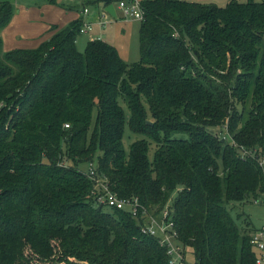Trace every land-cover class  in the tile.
Masks as SVG:
<instances>
[{
	"label": "trees",
	"instance_id": "16d2710c",
	"mask_svg": "<svg viewBox=\"0 0 264 264\" xmlns=\"http://www.w3.org/2000/svg\"><path fill=\"white\" fill-rule=\"evenodd\" d=\"M140 6L128 64L98 38L78 51L81 18L35 48L2 51L15 8L0 0V264H171L130 213L94 204L79 168L92 162L120 199L158 210L173 197L193 264H255L258 229L227 205L264 193V0ZM221 126L222 138L207 130Z\"/></svg>",
	"mask_w": 264,
	"mask_h": 264
},
{
	"label": "rangeland",
	"instance_id": "374dc122",
	"mask_svg": "<svg viewBox=\"0 0 264 264\" xmlns=\"http://www.w3.org/2000/svg\"><path fill=\"white\" fill-rule=\"evenodd\" d=\"M15 8V13L18 12V10H21V7H35L43 2V0H10ZM74 1V2H73ZM188 2H196L201 4H213L217 5L219 7L225 6L226 3H228L230 0H183ZM238 2H245L246 0H236ZM255 2H259L260 0H254ZM58 4H75L76 9L81 8L82 12V6L81 2L79 0H56ZM88 9L89 15L88 17L91 18L92 14H94L96 11L101 10V3L97 4H90L85 6ZM100 13V12H99ZM102 15V13H100ZM99 14V15H100ZM104 21H106V24L104 26H100V30L95 27L94 33H80L76 37L75 46L78 51L83 52L86 43L91 40L90 37L93 35L94 37H99L101 40L108 42L109 44H112L118 51L119 56L128 64L132 62H136L139 59V21L133 20V19H123L118 17L117 19L112 18L110 15H104L102 18ZM61 27H56L55 30H53V33L60 29ZM52 29V28H51ZM3 51V49H2ZM123 108L125 110L126 115H128V111L126 107L123 105ZM208 132L216 135L219 138H222L224 135H226V129L225 127H207ZM179 137V136H177ZM130 135V131L128 127H125V136H124V147L125 150H128L129 144L131 141H133ZM152 156V150L149 152V157ZM94 165V163L92 162ZM90 163H83L79 166L82 172H87L89 169ZM97 177V176H96ZM102 181V180H101ZM174 194V193H173ZM263 196L259 198V201ZM173 197L171 196L169 200L165 203V205L160 208L156 209V207H153L149 209V215L159 219L161 217L162 210L165 209V207H168L170 205L171 200ZM169 208V207H168ZM108 208L105 207V210ZM227 209L230 212L233 220L238 225H244L246 223H250L252 227L255 229H259L262 226H264V204L262 202L254 203L253 198L249 197L248 199H245L243 202L237 203V202H231L227 205ZM140 225V222H139ZM182 247V246H181ZM256 255L259 254V251H255ZM264 253V252H263ZM182 254V253H181ZM183 258L182 263L183 264H193V256L191 254V250L188 247H185L184 253L181 256V260ZM264 264V263H263Z\"/></svg>",
	"mask_w": 264,
	"mask_h": 264
},
{
	"label": "built area",
	"instance_id": "2783aa9c",
	"mask_svg": "<svg viewBox=\"0 0 264 264\" xmlns=\"http://www.w3.org/2000/svg\"><path fill=\"white\" fill-rule=\"evenodd\" d=\"M79 1L83 3L86 0ZM140 2L141 0H116L112 5L114 6L117 17L119 14L120 18L133 19L140 22L143 17V11L141 9ZM82 13L87 14L88 9L86 7H82ZM104 15H108V13L102 12L98 22L101 27L106 24V21L102 19ZM92 30V24L88 21H85L82 23L79 33H88ZM258 164L264 172V155L258 159ZM95 169L96 167L90 163L88 175L94 181V188L92 190L94 204L104 205L108 209L113 208L125 210L130 213L133 218L140 222V231L147 236L154 237L159 245L165 248L167 255L170 257L169 263H179V261H181L182 254L177 241V233L174 229V223L170 216L171 213L169 208L165 207V209L162 210L161 217L159 219L150 216L149 211L144 206H142L136 198L124 200L118 198L114 193L110 192L105 180L98 176L96 177ZM258 202H262L264 204V193L261 201H259V198L254 200V203ZM251 244L255 250L259 251V254L255 259V264H263L264 226L254 232L251 238Z\"/></svg>",
	"mask_w": 264,
	"mask_h": 264
},
{
	"label": "crops",
	"instance_id": "0c3cea01",
	"mask_svg": "<svg viewBox=\"0 0 264 264\" xmlns=\"http://www.w3.org/2000/svg\"><path fill=\"white\" fill-rule=\"evenodd\" d=\"M73 2L64 5L51 4L43 0L41 4L32 8L21 7V10L14 13L8 25L1 31L3 51L35 48L53 34L51 27H63L78 18L92 24L91 34L94 33L95 27L100 30L98 22L100 13L105 12L104 8L101 7V10L96 11L90 18L89 12L83 14L81 8L76 9ZM96 38L100 39L93 35L90 37L91 40Z\"/></svg>",
	"mask_w": 264,
	"mask_h": 264
},
{
	"label": "water",
	"instance_id": "95a60500",
	"mask_svg": "<svg viewBox=\"0 0 264 264\" xmlns=\"http://www.w3.org/2000/svg\"><path fill=\"white\" fill-rule=\"evenodd\" d=\"M104 11L106 13H108V15H110L111 17H113L115 19L117 18L116 11H115L114 6L112 4H109V5L105 6L104 7ZM147 123L151 124L150 121H147Z\"/></svg>",
	"mask_w": 264,
	"mask_h": 264
}]
</instances>
